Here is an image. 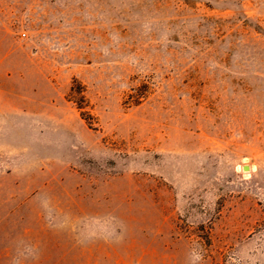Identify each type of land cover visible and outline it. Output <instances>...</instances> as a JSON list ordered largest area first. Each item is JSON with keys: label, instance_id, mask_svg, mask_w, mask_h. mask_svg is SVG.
I'll return each mask as SVG.
<instances>
[{"label": "rangeland", "instance_id": "374dc122", "mask_svg": "<svg viewBox=\"0 0 264 264\" xmlns=\"http://www.w3.org/2000/svg\"><path fill=\"white\" fill-rule=\"evenodd\" d=\"M0 264H264V0H0Z\"/></svg>", "mask_w": 264, "mask_h": 264}, {"label": "trees", "instance_id": "16d2710c", "mask_svg": "<svg viewBox=\"0 0 264 264\" xmlns=\"http://www.w3.org/2000/svg\"><path fill=\"white\" fill-rule=\"evenodd\" d=\"M71 95H72V97H73V96H76V95L79 96V95H80V92H79V91L72 90V94H71ZM76 104H77V102H76ZM78 108H79V109H82V108L79 107V106H78Z\"/></svg>", "mask_w": 264, "mask_h": 264}]
</instances>
